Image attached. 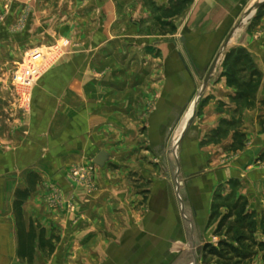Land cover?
I'll return each instance as SVG.
<instances>
[{"label":"crops","instance_id":"crops-1","mask_svg":"<svg viewBox=\"0 0 264 264\" xmlns=\"http://www.w3.org/2000/svg\"><path fill=\"white\" fill-rule=\"evenodd\" d=\"M259 1L0 0V263L30 264L15 199L31 174L23 228L60 239L45 264H191L222 239L221 201L246 199L261 224ZM227 35L232 57L252 52L262 74L253 105L235 85L252 71L206 70ZM31 50L41 74L16 84ZM206 81L175 145L173 128Z\"/></svg>","mask_w":264,"mask_h":264},{"label":"trees","instance_id":"trees-1","mask_svg":"<svg viewBox=\"0 0 264 264\" xmlns=\"http://www.w3.org/2000/svg\"><path fill=\"white\" fill-rule=\"evenodd\" d=\"M246 56V53L242 50L237 51L233 55L232 60L234 63L240 64L242 60H246ZM251 73L250 80L240 84V88L244 90L243 94L248 105H253L254 101L252 103L251 100L249 101V98L251 97L250 95H252V100L255 98L256 90L262 78L261 72L255 68ZM36 178V174H31L28 180L31 189L17 190L15 199V211L20 232V256L28 258L30 261L33 259L36 240H38V246L42 251H49L48 255H52L55 252V243L60 240L57 236L46 239L44 231L37 237L36 231L33 228L30 229V232H25L23 228L22 205L29 197L32 191V183L36 182ZM247 207L248 202L239 199L229 208L220 222L217 233H221L222 229L229 223L227 230L229 237L232 238L233 232L237 230L235 241L230 238H222L218 246L207 243L203 250L205 256L211 257L218 264H254L256 255L260 251H264V240H258V223L251 219V215L247 212ZM261 226L264 234V219L261 222Z\"/></svg>","mask_w":264,"mask_h":264},{"label":"rangeland","instance_id":"rangeland-1","mask_svg":"<svg viewBox=\"0 0 264 264\" xmlns=\"http://www.w3.org/2000/svg\"><path fill=\"white\" fill-rule=\"evenodd\" d=\"M230 32H228V35H230L229 34ZM227 35V38H225V40L223 41V44H222V46H221V52H222V55H221V57H220V59H219V61H218V64L216 65V67H215V69L216 68H218V69H221V70H224V71H226V72H230V73H235V76H237V78L239 79L240 77V75L238 74L239 72H251V71H253V69L255 68V69H257L258 71L260 70L258 67H257V63L255 62V59L253 58V55H252V52H248L247 53V51H243L244 53H246V60H242L241 62H240V64H236V63H234V61L232 60V54L234 53V51H230L229 52V50H230V47H229V44H228V38H229V36ZM59 45H61V46H63V44L61 43H59ZM61 49H62V47H61ZM61 49H59L60 51H61ZM58 50V51H59ZM37 50H31L29 53H28V55H33L35 52H36ZM220 51V50H219ZM45 52V51H44ZM43 52V53H44ZM229 52V53H228ZM236 52V51H235ZM45 54H47L46 52H45ZM218 54V53H217ZM231 54V56H229ZM216 57L217 56H214L212 59H211V61H209L208 63H207V66H206V70L207 71H210V69H211V67H212V65H213V63H214V61L216 60ZM243 59V58H242ZM37 63H38V61H37ZM25 65H23V66H20V65H16V68H15V70H14V78H13V80H14V82H16V84H18V83H21V82H19L18 80H16L15 79V77H16V74H18V73H20L22 70H23V68H25L24 67ZM214 69V70H215ZM260 72V71H259ZM38 77H36V79H37ZM237 82H235V85L237 86V87H239L240 86V80L238 81V80H236ZM201 84V83H200ZM201 87H202V84L200 85V89H201ZM199 89V90H200ZM198 90V91H199ZM194 101L193 100H191L190 101V106H189V111L188 110H186L184 113H185V115H187V117H186V119H185V122H184V124L182 125V126H178V127H174L173 128V132H174V140H178V138H179V136H181V134H182V132H183V130L185 129V126H186V124H187V122H188V120L190 119V117L192 116V114H193V112H194ZM198 108H199V105L196 107V112H195V118H196V116L198 115ZM184 115V116H185ZM179 143H177L176 145H178ZM11 148H12V146H11ZM7 149V148H6ZM5 150V149H4ZM263 156H264V154H263ZM262 156V157H263ZM91 166H94L93 164L91 165ZM242 200H246V199H242ZM233 204V201H230V203L229 202H226V201H221V207H227L226 209L224 208L221 212L222 213H225V212H228V209L231 207V205ZM247 212L251 215L250 217H251V219L253 218V217H255V216H257L256 214H257V212L255 211V212H250L249 211V209H248V207H247ZM263 219H264V215H263ZM228 226H229V223H228V225H226L223 229H222V232H221V237L222 238H227V239H231V240H233V241H235V237H236V234H237V230H235L234 232H233V236H232V238L231 237H229V234L227 233V230H228ZM258 229L260 230V231H262V235H261V232L259 233V231L257 232L258 233V236H257V238H258V240H264V234H263V228H262V226H261V224H258ZM36 230H37V232H38V230H39V225L37 226V228H36ZM36 232V235H38V233ZM37 244H36V247H34V252H37V253H39V251H40V249H39V246H38V240H36L35 241ZM210 243L211 244H216L217 243V241H210ZM57 248V246L55 247V249ZM43 255V256H42ZM263 255H264V251H260L257 255H256V257H255V260H254V264H264V257H263ZM38 256L40 257V259H36L35 261L32 259V261H30V264H45L46 263V260L45 259H43L44 257H46V258H48V260H51V258H53V257H51V256H47L45 253H44V251L43 252H41V254L39 253L38 254ZM33 258L35 259V256L33 255ZM69 259V258H68ZM0 264H2V263H0ZM191 264H218V263H216L211 257H207V256H205V254H204V252H202V253H200V254H197L196 256H195V258L192 260V263Z\"/></svg>","mask_w":264,"mask_h":264},{"label":"built area","instance_id":"built-area-1","mask_svg":"<svg viewBox=\"0 0 264 264\" xmlns=\"http://www.w3.org/2000/svg\"><path fill=\"white\" fill-rule=\"evenodd\" d=\"M42 57L43 56L41 52L38 50L33 55H29L24 66L25 68H23L20 73L16 74L15 79L23 84H29L33 82L36 77H39L41 74V69L39 68L37 61Z\"/></svg>","mask_w":264,"mask_h":264},{"label":"water","instance_id":"water-1","mask_svg":"<svg viewBox=\"0 0 264 264\" xmlns=\"http://www.w3.org/2000/svg\"><path fill=\"white\" fill-rule=\"evenodd\" d=\"M263 5H264V0H261V1L257 2L256 4H254V5L251 7L250 14L252 13V11H253L254 9H257L258 7H261V6H263ZM222 52H223V51H222ZM222 52H220V53L218 54V56L216 57V60L214 61L213 65H212V67H211V69H210V71H209V75H211V74L213 73V71H214L216 65L218 64V61H219V59H220V57H221V55H222ZM206 86H207V81H206V83L204 84V87L202 88L201 92L199 93V95H198V97H197V99H196V101H195V103H194V112H193L192 116L190 117L189 121L187 122V124H186V126H185V130H184V132L187 130V128H188L189 125L193 122V120H194V118H195L196 107H197V105L199 104L200 97L202 96L203 91H204V89H205ZM184 132H183V133H184ZM182 135H183V134H182ZM180 137H181V136H180ZM180 137H179V138H180ZM178 141H179V139L175 142V145L177 144ZM107 159H108V154H107V152H100V153L96 156V158L94 159V162H95V164H97V165H99V166H103V165L105 164V162L107 161Z\"/></svg>","mask_w":264,"mask_h":264},{"label":"bare ground","instance_id":"bare-ground-1","mask_svg":"<svg viewBox=\"0 0 264 264\" xmlns=\"http://www.w3.org/2000/svg\"><path fill=\"white\" fill-rule=\"evenodd\" d=\"M194 109V108H193ZM189 121V120H188Z\"/></svg>","mask_w":264,"mask_h":264}]
</instances>
